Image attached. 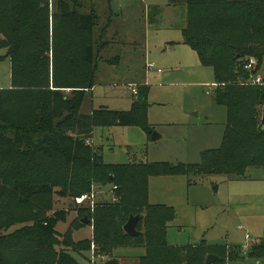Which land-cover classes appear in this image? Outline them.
Here are the masks:
<instances>
[{
    "label": "trees",
    "instance_id": "trees-1",
    "mask_svg": "<svg viewBox=\"0 0 264 264\" xmlns=\"http://www.w3.org/2000/svg\"><path fill=\"white\" fill-rule=\"evenodd\" d=\"M184 1L185 43L203 65L214 69L215 100L226 107L227 124L219 150L205 152L198 164L174 166L105 164L100 149L88 142L96 128L133 126L153 132L147 123V88L138 91L129 111L81 113L86 93L96 85L93 12L80 13L78 0H58L53 13L48 0H0V49L11 62V87L0 90V180L10 183L0 186V264H81L57 242L56 227L67 214L48 213L55 193L79 197L95 185L112 186L116 201L79 210L87 212L96 252L109 257L106 264H124L113 257L121 248L145 249L129 264H206L211 254L220 258L213 264H228L242 253L206 243L170 246L166 230L175 211L149 201L154 176L245 179L250 168L264 171V129L258 113L264 108V86L248 82L264 65V0ZM252 58L258 65L250 73L244 65ZM35 204L40 214L36 220L20 218ZM131 216H140L137 237L124 230ZM31 221L33 227L7 233ZM245 255L264 261V241L252 244Z\"/></svg>",
    "mask_w": 264,
    "mask_h": 264
},
{
    "label": "rangeland",
    "instance_id": "rangeland-1",
    "mask_svg": "<svg viewBox=\"0 0 264 264\" xmlns=\"http://www.w3.org/2000/svg\"><path fill=\"white\" fill-rule=\"evenodd\" d=\"M78 2L80 13L93 12L97 16L92 33L98 42L95 90L86 93L81 113L91 114L101 108L129 111L137 100L131 88L135 87L139 94L144 88L149 91L147 123L152 134L133 126L96 128L90 144L100 149L103 162L198 164L202 154L219 150L226 133L227 109L215 100L214 69L203 65L198 53L185 43V1ZM57 5L58 0L49 3L51 13ZM5 54L6 50L0 49V90L11 87V62L4 58ZM149 65H154V70L150 71ZM260 72L264 74V65ZM258 110L262 124L264 108ZM154 132L161 138L153 141ZM246 175L245 179L220 175L151 177L150 204L173 208L176 214L166 230L168 244L185 247L206 243L225 247L228 252L236 249V254L240 253L239 248L242 253L228 264H264L263 260L245 255L252 244L264 241V171L250 168ZM7 184L0 180V186L8 188ZM91 191L96 196L95 205L111 202L114 197L112 186L95 185ZM77 198L53 195V211L48 214L58 210L67 214L66 220L56 227L57 242L81 264H106L109 257L96 252L92 222H82L87 212L79 210ZM37 208L35 204L20 218L36 220L40 215ZM34 224H17L7 233ZM143 254L145 249L121 248L113 257L129 264Z\"/></svg>",
    "mask_w": 264,
    "mask_h": 264
},
{
    "label": "built area",
    "instance_id": "built-area-1",
    "mask_svg": "<svg viewBox=\"0 0 264 264\" xmlns=\"http://www.w3.org/2000/svg\"><path fill=\"white\" fill-rule=\"evenodd\" d=\"M48 2L51 4L52 0H48ZM257 65H258L257 60L252 58L247 63H245L244 70H246V71L251 73L253 70L256 69ZM149 69H150V71L154 70V65H149ZM161 71L162 70L159 69L158 73H160ZM249 84L253 85V86H261V87H263L264 86V74H262V72H259L256 75L252 74L251 75V80L249 81ZM131 90H132V93L134 95H138V90L135 87H132ZM114 189H116V187ZM95 197L96 196H95L94 192L91 193V194L81 195V196H79L76 199V204L78 206H87L91 210H94L95 206H96L95 205V202H96L95 201ZM113 198H114V200H113ZM112 201L115 202L116 198L112 197ZM86 204H88V205H86ZM247 238L249 239L250 236L247 235Z\"/></svg>",
    "mask_w": 264,
    "mask_h": 264
},
{
    "label": "water",
    "instance_id": "water-1",
    "mask_svg": "<svg viewBox=\"0 0 264 264\" xmlns=\"http://www.w3.org/2000/svg\"><path fill=\"white\" fill-rule=\"evenodd\" d=\"M126 15V13H125ZM262 126L264 129V110H263V115H262ZM159 138H161L157 133L154 132V134L152 135V140H158ZM140 220V216H131L128 220V222L126 223V225L124 226V230L125 232L131 236V237H137L139 236V233L137 232V224ZM83 223L88 224L89 220L87 218H85L83 221ZM220 258L217 255L211 254L209 256H207L206 258V264H213L216 261H218Z\"/></svg>",
    "mask_w": 264,
    "mask_h": 264
},
{
    "label": "crops",
    "instance_id": "crops-1",
    "mask_svg": "<svg viewBox=\"0 0 264 264\" xmlns=\"http://www.w3.org/2000/svg\"><path fill=\"white\" fill-rule=\"evenodd\" d=\"M94 90H95V87H94L90 92H93ZM92 137H93V136H92ZM92 139H93V138H91V139L89 140V143H90V142L92 143ZM130 259L133 260V257H130Z\"/></svg>",
    "mask_w": 264,
    "mask_h": 264
}]
</instances>
